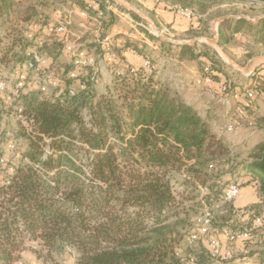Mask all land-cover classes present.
<instances>
[{"label":"trees","instance_id":"obj_1","mask_svg":"<svg viewBox=\"0 0 264 264\" xmlns=\"http://www.w3.org/2000/svg\"><path fill=\"white\" fill-rule=\"evenodd\" d=\"M12 1L0 0V16L13 11ZM160 1L198 9L203 15L224 2ZM194 26L190 24L184 32H192ZM219 32L221 47L236 46L240 33L252 36L248 44L264 47V18L258 23L225 20ZM25 40L17 34L22 55L10 50L11 56L0 59V79H4L3 66L25 65L26 52L34 47ZM48 47L39 51L47 55ZM178 47L182 59L208 58L204 78L211 76L221 85L227 80L221 63L210 53L197 54L195 46ZM136 68L138 79L126 91V102L118 105L108 95L97 97L89 103V122L82 116L89 100L83 93L64 101L38 100L34 94L27 100L25 114L33 119L35 129L30 133L20 127L17 135L27 149L19 159L0 165V264L23 261L28 251L45 263L55 262V255H68L75 257L74 264H210L209 242L219 239L223 231L249 232L251 238L243 241L248 243L256 234V220L261 218L259 225H264V138L237 166L230 159L231 150L212 134L197 109L157 81L155 72L148 73L142 65ZM65 81L67 86L72 84ZM225 83L231 91L242 86ZM253 89L264 95L261 83L255 82ZM178 164L188 171L190 180L207 189L204 199L209 211L202 216L212 215L208 235L191 245L188 239L198 227L188 232V259L177 257L183 239L179 227L185 228L187 218L171 222L165 216L176 201L171 182ZM243 173L256 185L259 201L240 208L235 204L237 197L220 205V196ZM219 205L223 208L216 210ZM233 250L235 256V244Z\"/></svg>","mask_w":264,"mask_h":264},{"label":"rangeland","instance_id":"obj_2","mask_svg":"<svg viewBox=\"0 0 264 264\" xmlns=\"http://www.w3.org/2000/svg\"><path fill=\"white\" fill-rule=\"evenodd\" d=\"M109 1L121 5V12L127 10L134 15L136 21L142 24V26H135L134 28L139 34L146 37H154L153 39L150 38L151 41L157 38L156 36L159 38L165 37L166 40L168 39L172 41L168 46H164V53L159 50L157 51L149 43L145 44L142 41H139L140 39L143 40V38L134 42H129L127 38L129 44L127 42L126 46H132L137 54L150 60L153 65L160 61L162 67L161 75H164L165 77L171 75L170 79L173 77L177 84L175 85L174 82H171V86L165 82L163 85H167L173 91L177 92L185 103H187V100L190 101V104L187 103V105L196 107L198 112L205 113L206 110L204 109L209 111V115H211V117L209 116V120L204 114L201 116L207 121L212 134L214 133L217 135L218 139L223 140L224 144L231 150L232 155L230 159L233 160V163L237 165L238 163L247 160L249 150L264 138V103L262 102L261 106H258L260 107V111L253 116L256 123L255 127H249L244 120L237 117V113L232 105L219 103L214 95H207L208 90L203 91L200 77L198 79L197 77L192 76L193 72H197L198 75L202 74L203 68L208 67V58L205 55L198 59H186L182 64H177L173 56L167 55H177V53H180V48L178 47L182 46L180 43L184 44L185 42L199 39L201 42L195 45H184L195 46V53H205L206 51L215 59L219 60V63H221V69L224 70L227 80L232 83V85L236 82L241 83L242 86L240 87L243 89L242 92L248 89H253L255 82L261 83L264 87V65H261L257 72L251 67L257 58L264 57V47L253 45L251 43L245 44L243 47L241 41L237 42L236 46L227 48L219 46L218 43L215 46L208 43V39H215L217 42L219 41L220 24L223 22L220 20L223 18H227L226 20L245 19L251 23H258L264 18V0H223V3L213 6L208 13L204 15L200 14L198 9H193L198 15L197 18L195 17L196 19H188L176 12L177 15L180 16H178L179 18L182 17V19L191 21L190 24L194 23L195 29L190 33H185L182 28L173 29L171 25H165L161 22L160 18L156 17V14L152 13L150 9L145 8L140 3V0H126L131 6L139 10V14L129 11L120 4L118 0ZM65 3H67V1H65ZM50 4L53 5L54 0L12 1L11 9L13 11L10 12L11 15H9V13L6 16H0V59L4 58L5 55H12L8 43L15 39L13 38L15 35L13 34L16 32H14L12 28L13 25L20 24L22 18L27 14V10L33 11L35 9V11L43 10L48 12L51 8L49 6ZM149 19L151 21H149ZM109 20L114 21L115 16L112 15V17H109ZM160 24H163V26ZM130 30H132V28H130ZM90 32L91 30L87 34L89 38L91 37ZM129 33L132 34L131 31ZM246 37V40L249 41L252 36L246 34ZM93 45L94 44H89V46L92 47ZM204 46H208V48L205 49ZM122 49L123 47L115 45L114 50L119 56L121 55L119 52ZM95 52L96 50L94 53ZM167 58H171L168 63ZM122 59L124 60L126 58L123 56ZM59 63V67L62 69L60 74L63 72L68 73L74 68L70 59L66 56L64 57V55H62V62L60 61ZM14 68L13 65L11 68H3L2 77L6 79L4 74H6L7 71L11 72ZM101 68L102 74L100 80L96 86L93 87V95L90 94L91 96H89L88 105L87 107H84L82 112V115L87 122L90 121L91 113L89 103L97 97L108 95L113 101H118V105H122L126 102L125 93L128 91L129 85L123 84L120 87H116L114 85V71L112 72V69L110 70L108 67L104 66V64H102ZM110 68H116V66L114 65ZM239 69H243V72ZM259 73L261 74L258 75ZM241 74H245L246 76L243 77ZM239 75L240 77H238ZM226 81H224V83ZM11 84L13 83L11 82ZM195 88L204 92V95H202L200 99H194L193 97L194 92L197 91L194 90ZM2 106L4 108V114L0 118V165H4V163H1L2 159L5 160V163L10 158L19 159L21 152H24L27 149L26 142L23 140L18 141L17 139L21 124L16 121L14 108L6 103H2ZM228 124H234L237 126L236 133L228 134L226 132L225 126ZM112 139H114L113 136L111 137V140ZM12 144H15V148L13 149L9 147ZM226 170H228V168H226ZM187 176L188 171L184 167L180 168V165L178 164L177 168H174L171 184L173 186L176 201L172 208L165 213V216H167L171 222H175L177 219L187 218L185 228H183L182 225L179 227L180 231H182L183 239L181 240L177 257L183 259H188L190 254V251H187V248L189 247L187 241L188 232L191 229L198 227L201 220L205 217L204 215L202 216V214L205 211H209V209H207L206 200L204 199L208 192L207 189L200 184H195L194 181L190 180ZM222 208L223 207H220L219 209ZM215 209H218L217 206ZM55 259V262L49 261L45 263L41 259H38L33 251H28L25 253L22 262L24 264H74L75 262V257L73 256L71 258L68 255H55ZM183 263L185 264L186 262Z\"/></svg>","mask_w":264,"mask_h":264},{"label":"built area","instance_id":"obj_3","mask_svg":"<svg viewBox=\"0 0 264 264\" xmlns=\"http://www.w3.org/2000/svg\"><path fill=\"white\" fill-rule=\"evenodd\" d=\"M66 1L68 10L58 12L56 19H38L30 24V29L25 36L27 41L34 43V47L26 52L25 65L23 68L16 67L11 72L7 71V75L4 74L6 79H0V100L14 108L16 121L30 133L35 129L34 122L31 117L25 114V105L32 94L36 95L38 100L51 102L64 101L68 96L74 98L82 93L89 97L93 93V87L100 80L102 64L110 70L112 69V72L114 71V85L116 87L124 84L122 80L126 76V72L129 73L125 83L129 86L133 85L138 79L139 71L136 67L129 66L123 61L121 52H119L120 56L115 52V45L125 48L126 38L129 42L137 41L140 38H143L144 41L145 39L154 38L139 34L134 28L135 26H142V24L136 20L135 22L131 16L129 17L132 20V30L134 29L132 34L124 35L122 32L118 34L112 32L111 25L114 21L109 20V17L119 13L130 15L127 10L121 12V5L118 3H112L109 0ZM173 8L179 15L188 19L198 16L192 9H183L177 6ZM77 17L83 24L88 25L89 31L91 30L94 35L93 42L83 43L81 36L73 29ZM54 42L60 43L64 57L70 59L74 65V68L68 73L63 72L58 75L56 69L52 71L50 59L39 51ZM89 44L94 45L92 47ZM130 48L134 54L137 53L132 46ZM114 65L116 68H110ZM142 66L148 73L155 72V65L148 59L143 58ZM205 71H209V67H206ZM65 78L71 80L72 84L67 86ZM204 81L206 84L213 83L211 76H206ZM209 95H214L219 103L232 105L239 119L244 120L249 127H255V119L253 116L248 115L249 111H254L255 100L259 96L254 89H248L240 93L231 91L227 83H222L217 93L210 91ZM83 110L84 108L82 112ZM225 130L228 134H234L237 131V126L228 124L225 126ZM9 147L15 148V144ZM1 163L5 164V160L2 159ZM210 167L212 168V166ZM241 186L240 181L230 184L220 196V205L233 202L239 196ZM220 205L217 206L218 209ZM211 221L212 215L207 212L197 231L190 235L189 244L193 245L200 237L209 234ZM256 223L261 224V218H258ZM222 235L227 239V246L223 247L220 239L214 238L209 242L212 257L210 264H227L234 258L233 244L251 238V234L246 231L225 230ZM68 252L72 253V249L68 248ZM16 264L24 263L19 261Z\"/></svg>","mask_w":264,"mask_h":264},{"label":"crops","instance_id":"obj_4","mask_svg":"<svg viewBox=\"0 0 264 264\" xmlns=\"http://www.w3.org/2000/svg\"><path fill=\"white\" fill-rule=\"evenodd\" d=\"M65 1L66 0H54V4L49 5L51 8H50V11H48V12L43 11V10H41V11L36 10L35 11V9L33 11L27 10V14H25V16L22 18L20 24H18V25L14 24L12 27L14 32H16V33L13 34V35H15V36H13V38H15V39L9 41V43H8V47H10L11 51L18 52L19 54L22 55L23 52L20 51L18 44H16L17 43V34H23L25 36L26 32L30 29V24L33 21H36L38 19H53V20L56 19L58 12H66L68 10V8H67L68 5H67V3H65ZM140 3L145 8L150 9L152 13L156 14V17L160 18L161 22H163L165 25H171L173 29L182 28L184 31H186L190 25L191 21H189V20L187 21L185 19H182V17L179 18L180 16L177 15L176 11L173 8L174 7L173 5L166 4L160 0H140ZM129 14L130 15H125V14L119 13L118 15H115V20L111 25L112 32L117 33V34L122 32V34H124V35H129L130 34L129 32L133 31V30H130V28H133V25L131 23L132 20L130 19L129 16H131V18L134 21L136 19H135L133 14H131L130 12H129ZM161 22H159V23H161ZM182 24H185V25H182ZM160 25L163 26V24H160ZM17 29H18V31H17ZM73 29L81 36V41L83 43L86 44V43H91L94 41V35L92 36L91 32H90V35H91L90 38L87 35L89 32L88 25L83 24V22L78 17L76 18ZM25 38H26V36H25ZM246 38H247L246 34L240 33L237 35V40L241 41L243 47L245 46V44H248V42H249L248 40H246ZM126 41L128 42L127 38H126ZM139 41H142L145 44L149 43L153 46L154 49H156L157 51L158 50L162 51L163 53L165 52L164 46H168V44L172 42L171 40H168V39L166 40L165 37H163V38L157 37L153 41H151L150 39H145V41L140 39ZM48 46L49 47H48L47 57L50 59L51 66L56 68L57 74L60 75L62 69L59 67L58 61L61 60L62 57L56 58L55 55L57 52L58 53L62 52L61 51L62 47L60 48V46L55 42L49 44ZM261 47H263V46H261ZM120 52L122 54V57L124 56L126 58L123 61L127 65L136 66V67H139L142 65V63H143L142 55L137 54V53L134 54L131 51L130 46L129 47L126 46ZM167 56H173L175 61L177 62V64H182L187 59V58H184V59L180 58L179 53H177V55H167ZM170 60H171V58H167V63L170 62ZM61 62H62V60H61ZM160 63L161 62L159 61L158 63L155 64V73H154L155 79L157 81L161 82L162 84H164L166 82L172 86L171 82H174V84L177 85L176 81L173 79V77H171V79H170L171 75L166 76L167 78L164 75H161V68L162 67H161ZM261 65H264V57L257 58L256 61L253 62L251 67H253L254 71L256 72V71H259V67ZM164 66H167V65H164ZM4 68H11V67L4 66ZM259 74H261V73H259ZM241 75L243 77L246 76L245 74H241ZM192 76L197 77L198 79L200 77V80L202 81L203 91L208 90L207 95H209L210 91L215 92V93H217L219 91V87L221 86L220 82L213 81V83H211V84H206L204 81L203 73L198 75L197 72H193ZM194 90H197L194 92V95H193L194 99H200V97H202V95H204V92L202 90H198V88H195ZM235 91L242 93L241 92L242 90L240 87H237V89ZM198 96H199V98H198ZM189 102L190 101L187 100V103H189ZM262 102L264 103V97L258 96L257 99L255 100V108L253 111L255 114L260 111V107H258V106H261ZM194 108H196V107H194ZM204 110H206L205 113H200V112L199 113H200V115L204 114L205 116H207V118L209 120V116L211 117V115H209V111H207V109H204ZM251 180L252 179H251L250 175L246 174V173H243L241 178L238 179V181H240L242 183V186H241L240 194L235 201V204L237 207H240V208L246 207L252 203H257L259 201L257 194H256V185ZM255 228H257L256 234L252 237L251 241H249L248 243L245 242L246 244L243 241H239V242L235 243V254L236 255L227 264H264V225H259L256 223ZM219 239L221 240L223 247L227 246V244H228L227 239L222 234L219 235Z\"/></svg>","mask_w":264,"mask_h":264},{"label":"water","instance_id":"obj_5","mask_svg":"<svg viewBox=\"0 0 264 264\" xmlns=\"http://www.w3.org/2000/svg\"><path fill=\"white\" fill-rule=\"evenodd\" d=\"M118 2L120 4H122L125 8H127L129 11L135 13V14H139V10H137L135 7L131 6L126 0H118ZM227 18H223L221 19L220 21H225ZM148 20V19H147ZM149 21H151L149 19ZM201 42V40L199 39H195V40H192V41H189V42H185L184 44H190V45H195L197 43ZM208 43L215 46L217 45V41L215 39H208ZM182 45H184L183 43H180ZM241 72H243V69H239Z\"/></svg>","mask_w":264,"mask_h":264}]
</instances>
